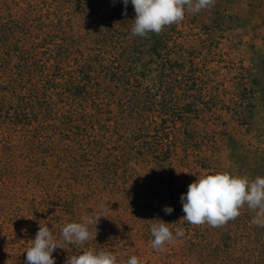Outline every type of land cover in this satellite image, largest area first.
<instances>
[{
	"label": "trees",
	"instance_id": "obj_1",
	"mask_svg": "<svg viewBox=\"0 0 264 264\" xmlns=\"http://www.w3.org/2000/svg\"><path fill=\"white\" fill-rule=\"evenodd\" d=\"M124 12L122 0H0V264H24L40 225L60 240L64 224L101 203L109 210L95 239L62 244L55 264L85 248L111 251L117 264L132 255L142 264H264V234L247 208L236 235L181 220L180 196L214 162L169 35L133 36L130 2ZM254 97L232 102L249 126ZM252 145L257 172L264 144ZM154 219L184 236L155 251Z\"/></svg>",
	"mask_w": 264,
	"mask_h": 264
},
{
	"label": "rangeland",
	"instance_id": "obj_2",
	"mask_svg": "<svg viewBox=\"0 0 264 264\" xmlns=\"http://www.w3.org/2000/svg\"><path fill=\"white\" fill-rule=\"evenodd\" d=\"M162 32L170 37L169 54L187 72L189 98L199 108L193 112L198 134L206 143V158L214 162L212 168L250 179L264 177V151L263 168L256 172L252 145L264 144V0H215L211 9L186 12L181 23ZM178 85L175 82L174 93ZM240 94L255 95L250 101L254 125L232 106ZM238 219L224 226L232 235ZM259 238L254 236L255 242Z\"/></svg>",
	"mask_w": 264,
	"mask_h": 264
},
{
	"label": "clouds",
	"instance_id": "obj_3",
	"mask_svg": "<svg viewBox=\"0 0 264 264\" xmlns=\"http://www.w3.org/2000/svg\"><path fill=\"white\" fill-rule=\"evenodd\" d=\"M116 0H113L115 4ZM131 3L135 18L131 28L133 36L148 38L149 33L159 34L165 27L179 24L185 19L186 12L199 14L215 6V0H122L126 15L127 6ZM187 173V172H186ZM195 175V174H194ZM182 211L181 220L193 226L207 224L216 228L234 221L241 215L245 206L254 216L251 224L264 228V177L250 179L247 175L232 174L228 171L198 174L188 185V190L180 196ZM109 207L101 203L94 215H84L80 222H68L60 231L57 240L47 225L39 226L35 238L25 249L24 264H55L53 253L62 244L84 246L97 235L96 225ZM163 211L172 214L174 209L165 206ZM153 221V220H150ZM150 232L153 239L150 247L159 252L165 246L175 243L184 236L182 229H176L175 235L168 223L154 219ZM65 264H117V256L111 251H95L85 248L81 254L68 256ZM123 264H142V260L132 255Z\"/></svg>",
	"mask_w": 264,
	"mask_h": 264
}]
</instances>
